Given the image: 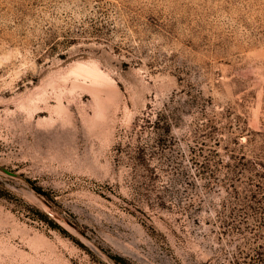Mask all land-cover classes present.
I'll list each match as a JSON object with an SVG mask.
<instances>
[{
	"label": "rangeland",
	"instance_id": "obj_1",
	"mask_svg": "<svg viewBox=\"0 0 264 264\" xmlns=\"http://www.w3.org/2000/svg\"><path fill=\"white\" fill-rule=\"evenodd\" d=\"M0 264H264V0H0Z\"/></svg>",
	"mask_w": 264,
	"mask_h": 264
},
{
	"label": "trees",
	"instance_id": "obj_2",
	"mask_svg": "<svg viewBox=\"0 0 264 264\" xmlns=\"http://www.w3.org/2000/svg\"><path fill=\"white\" fill-rule=\"evenodd\" d=\"M118 260V262H123V260H120V259H117Z\"/></svg>",
	"mask_w": 264,
	"mask_h": 264
}]
</instances>
